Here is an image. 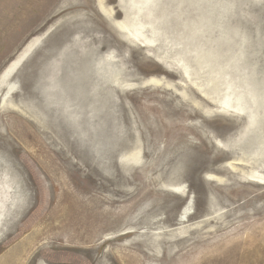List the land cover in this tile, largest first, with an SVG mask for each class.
I'll return each instance as SVG.
<instances>
[{"label": "rangeland", "instance_id": "rangeland-1", "mask_svg": "<svg viewBox=\"0 0 264 264\" xmlns=\"http://www.w3.org/2000/svg\"><path fill=\"white\" fill-rule=\"evenodd\" d=\"M98 3L0 0V264H264V0Z\"/></svg>", "mask_w": 264, "mask_h": 264}, {"label": "bare ground", "instance_id": "bare-ground-1", "mask_svg": "<svg viewBox=\"0 0 264 264\" xmlns=\"http://www.w3.org/2000/svg\"><path fill=\"white\" fill-rule=\"evenodd\" d=\"M104 3H107V0H99V3H98V5H99V10L101 11V13H102V15L104 16V18L108 21V23L114 28V29H120L119 27H121V28H125V26H124V24L122 23V22H119L118 20H117V18L118 17H120L121 15H122V9L121 8H114V7H108V8H105L103 5H104ZM100 7H102V8H100ZM119 26V27H118ZM126 30H124V29H122V30H124V32H126L127 34H129V31L127 30V28H125ZM98 31V30H97ZM92 32V31H91ZM88 33V32H87ZM93 33V32H92ZM195 36V35H194ZM144 38L146 39V40H149L145 35H144ZM195 38H196V36H195ZM103 40H106L105 39V37H103L102 38ZM113 39V38H112ZM114 40V39H113ZM196 40V39H195ZM38 41V40H37ZM35 42L36 41H32V42H30L31 44H30V46H33L34 44H35ZM109 43V42H108ZM107 45V44H106ZM109 45H110V43H109ZM29 46V47H30ZM111 46V45H110ZM106 47V46H105ZM109 47V46H108ZM110 48V47H109ZM30 48H28V50H29ZM113 50H114V52L111 54V56L112 57H115V56H119V54H121L122 55V53H120V49L119 48H113ZM27 51V50H26ZM26 51L19 57V58H17V60H16V62H15V64L13 65V66H15L17 63H18V61L21 59V58H23L24 57V55H25V53H26ZM105 57V55H103V56H101V58H104ZM197 58V57H196ZM105 60V59H104ZM199 60V59H198ZM106 61V60H105ZM104 61V62H105ZM197 61V60H196ZM13 66L12 67H10V69H9V72H11L12 70H13ZM181 66V65H180ZM171 68V67H170ZM170 70V69H169ZM183 70H185V73L186 74H188L189 72V69H188V67H186V66H184L183 67ZM107 72V71H106ZM137 72V71H136ZM196 73V72H195ZM6 75H8V74H6ZM99 75L101 76V79H103L104 77H106L105 75H103L102 74V72H99ZM116 76H117V72H116ZM122 77H124V76H122ZM137 77V76H136ZM135 77V78H136ZM161 77V76H160ZM241 77H243V76H241ZM244 78V77H243ZM114 78H111V80H113ZM124 79H126L125 77H124ZM130 79V78H129ZM144 79V78H143ZM244 80V79H243ZM242 80V81H243ZM115 84L117 83V78H115ZM241 81L239 80L238 82H237V84H239ZM211 84H213V81H212V83ZM236 85V84H235ZM235 85H233V82L232 83H230L229 84V86H228V90H229V93L228 94H226V98H225V102L227 103V104H229L230 103V101H231V94H236L237 92H238V94L237 95H239L238 96V99H237V106H238V108H239V110H243V109H245V107H244V101H243V99L246 97V93H245V88H244V84H240L239 85V87L237 88V87H235ZM211 87H213L212 85L209 87V88H211ZM112 88V87H111ZM214 88V87H213ZM114 89H116V88H114ZM182 89V88H181ZM186 89V88H185ZM90 91V90H89ZM148 91V90H147ZM144 92V91H143ZM191 92V91H190ZM118 93V92H117ZM152 93V92H151ZM192 93V92H191ZM194 93H195V91H194ZM198 95V94H197ZM124 96V95H123ZM144 96H146V95H144ZM149 96V95H148ZM150 96H152V95H150ZM196 96V95H195ZM147 97V96H146ZM145 97V98H146ZM158 97V96H157ZM112 98V97H111ZM153 98H155V97H153ZM109 99V98H108ZM143 99V98H142ZM159 99V98H158ZM164 99V98H163ZM201 99V98H200ZM116 100V99H115ZM156 100H157V98H156ZM204 100H206V99H204ZM145 102H146V100H144ZM159 101V100H158ZM166 101V100H165ZM159 102H161V101H159ZM162 103V102H161ZM149 104V103H148ZM165 104V103H164ZM112 105V104H111ZM157 105V104H156ZM162 105V104H161ZM108 106V105H107ZM113 106V105H112ZM144 107V106H143ZM168 107V106H167ZM121 108V107H120ZM162 108H163V105H162ZM147 109H149V108H147ZM170 109H171V107H170ZM145 110V109H144ZM155 110L157 111V113L159 114V115H161V114H163V113H165V111H164V109H161V108H155ZM122 111V110H121ZM182 112V115L181 116H183V115H186L185 114V112L184 111H181ZM147 113V112H146ZM154 113H156V112H154ZM156 113V114H157ZM177 114V113H176ZM74 115V114H73ZM164 115V114H163ZM167 115V114H166ZM175 115V114H174ZM178 115V114H177ZM176 115V116H177ZM152 116H154V114L152 115ZM162 116V115H161ZM181 116H180V118H181ZM189 116H191L190 114H189ZM148 117H149V115H148ZM167 117H169V116H167ZM184 117V116H183ZM145 118H146V116H145ZM177 118V117H176ZM147 119V118H146ZM157 119V118H156ZM159 119V118H158ZM157 119V120H158ZM169 119H170V117H169ZM168 119V120H169ZM183 119V118H182ZM163 120V119H162ZM166 120H167V118H166ZM122 121V120H121ZM150 121V120H149ZM164 121H165V119H164ZM182 121V120H181ZM185 121V120H184ZM188 121H189V119H188ZM166 122H168L169 123V121H166ZM170 122H171V120H170ZM178 122H179V120H178ZM183 123H185V122H183ZM182 123V124H183ZM186 123H187V121H186ZM180 124V123H179ZM173 125V124H172ZM177 125H178V123H177ZM174 126H176V125H174ZM173 127V126H172ZM180 127V126H179ZM168 128V127H167ZM170 128V127H169ZM177 129V128H176ZM179 129V128H178ZM188 129V128H187ZM215 129V128H214ZM246 129V128H245ZM155 130V129H154ZM180 130V129H179ZM183 130H184V128H183ZM189 130V129H188ZM191 130V129H190ZM169 131V130H168ZM167 131V132H168ZM245 132L247 131V129L246 130H244ZM160 132V131H159ZM163 132V131H162ZM184 132V131H183ZM242 132V131H241ZM174 133V132H173ZM157 134H159L158 132H157ZM157 134H156V136H157ZM161 134V133H160ZM186 134V133H185ZM168 135V134H167ZM171 135V134H170ZM184 135V134H183ZM240 135V134H239ZM243 135V134H242ZM245 135V134H244ZM193 136V135H192ZM160 137H161V135H160ZM164 137H165V134H164ZM185 137V136H184ZM183 137V138H184ZM195 137V136H194ZM163 138V137H162ZM166 138V137H165ZM178 138V137H177ZM181 138V137H180ZM151 139V138H150ZM153 139V138H152ZM151 139V140H152ZM157 139H160L159 137H156V140ZM167 139V138H166ZM179 139V138H178ZM253 139V138H252ZM155 140V141H156ZM162 140V139H161ZM165 140V139H164ZM168 140V139H167ZM166 140V141H167ZM176 140V139H175ZM183 140V139H182ZM252 141V140H251ZM160 142V141H159ZM163 142V141H162ZM169 142H170V140H169ZM183 142V141H182ZM150 143H151V141H150ZM140 144H142L141 143V141L138 139V140H136L135 141V151H134V155H136V156H142L145 152H144V150H143V148L140 146ZM246 145V144H245ZM252 145V144H251ZM164 151H165V149H164ZM163 151V152H164ZM223 154V153H222ZM139 158H143V157H139ZM162 161V160H161ZM173 170V169H172ZM237 174H239V172H236ZM148 176V175H147ZM36 183V182H35ZM260 187H261V184H260ZM247 193V192H246ZM77 197V196H76ZM68 198V197H67ZM261 198V197H260ZM81 199V198H80ZM93 199V198H92ZM66 200V199H65ZM68 200V199H67ZM66 200V201H67ZM254 200V199H253ZM252 200V201H253ZM60 201V200H59ZM69 201V200H68ZM86 201V200H85ZM93 201V203L91 202V205L90 204H88V207L87 208H91L93 211H95V212H97V217L98 216H101L102 215V217L103 216H106L107 215V213H109V214H113V212H112V210L111 211H108V210H105V208L102 210V208H100L101 207V203H100V200L99 199H94V200H92ZM112 201V200H111ZM248 201V200H247ZM256 201V200H255ZM57 202V201H56ZM103 202V201H102ZM249 202H250V200H249ZM97 204H98V206H97ZM245 204V203H244ZM59 206H62V205H59ZM97 206V207H96ZM58 207V206H57ZM63 207V206H62ZM125 207V206H124ZM124 207H123V209H124ZM84 208V207H83ZM233 209V208H232ZM56 210V209H55ZM65 210V209H64ZM101 210V211H100ZM65 212V211H64ZM91 212V211H90ZM92 214V213H91ZM54 218H55V220H57V221H59V219H60V221H61V225H62V227H64L65 225H68V226H70L71 227V229H72V231H73V229H75V230H79L80 231V233H68V237H70L71 239H72V241H73V238L76 236L77 238H79V239H82L83 238V230H81L84 226H85V224H87V223H89V221H87V219H86V215L85 216H83V218H79L78 216H72V215H69V213L68 214H66V218L63 220L61 217H60V215H58V216H53ZM95 220H96V217H93ZM56 222V221H55ZM99 223V222H98ZM98 225V224H97ZM101 228H103V226H105L104 224L102 225L101 224ZM58 227L60 228V226H59V224H58ZM66 227V226H65ZM100 228V227H99ZM70 229V230H71ZM67 233V232H66ZM161 236H162V233L160 232L159 233ZM70 235V236H69ZM64 236H65V234H64ZM68 237H67V239H68ZM74 240H76V238H74ZM36 243V242H35ZM207 244V243H206ZM209 244V243H208ZM212 245V244H211ZM214 246V245H213ZM211 247V246H210ZM121 248V247H120ZM124 248H126V247H124ZM123 248V249H124ZM117 249H119V248H117ZM200 250V249H199ZM259 251V250H258ZM200 254V253H199ZM194 255V254H193ZM193 255H192V257H190L189 255H186V256H184V260H190V259H193ZM134 256V255H133ZM201 256V255H200ZM205 256V255H204ZM141 258V257H140ZM139 258V259H140ZM197 259V258H196ZM222 259V258H221ZM104 260H105V258H104ZM194 260V259H193ZM144 262V261H143ZM184 262V261H183ZM188 263V262H187ZM204 264H205V261H204Z\"/></svg>", "mask_w": 264, "mask_h": 264}]
</instances>
